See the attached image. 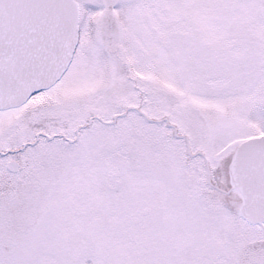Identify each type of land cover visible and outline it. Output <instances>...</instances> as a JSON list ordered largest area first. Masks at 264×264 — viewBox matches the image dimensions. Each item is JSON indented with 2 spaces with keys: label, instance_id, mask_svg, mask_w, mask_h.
<instances>
[{
  "label": "snow or ice",
  "instance_id": "6c2138e0",
  "mask_svg": "<svg viewBox=\"0 0 264 264\" xmlns=\"http://www.w3.org/2000/svg\"><path fill=\"white\" fill-rule=\"evenodd\" d=\"M0 264H264V0H0Z\"/></svg>",
  "mask_w": 264,
  "mask_h": 264
}]
</instances>
